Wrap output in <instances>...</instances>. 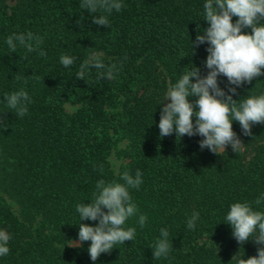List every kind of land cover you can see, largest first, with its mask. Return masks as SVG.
Returning a JSON list of instances; mask_svg holds the SVG:
<instances>
[{"label": "trees", "instance_id": "16d2710c", "mask_svg": "<svg viewBox=\"0 0 264 264\" xmlns=\"http://www.w3.org/2000/svg\"><path fill=\"white\" fill-rule=\"evenodd\" d=\"M80 3L0 0V230L12 237L0 264H238L258 255L264 245L238 243L226 215L235 202L264 212V201L254 203L264 193V124L245 136L233 121L244 146L234 152L228 145L219 155L201 150L199 135L160 137L171 86L193 66L201 77L209 71L208 43L192 48L197 26L200 34L210 26L206 0H122L125 7L108 16L109 27L93 22L103 13ZM28 31L44 37L46 57L8 48V36ZM93 53L122 67L112 79L98 78L95 68L86 80L77 79L79 65ZM61 55L76 57L75 64L65 68ZM218 83L226 94L235 87L223 75ZM21 87L32 103L18 118L4 97ZM261 94L264 75L238 87L233 99ZM118 141L125 142L117 153L125 161L114 172L107 157ZM137 169L143 183L129 191L139 213L124 225L135 227L136 237L92 261L91 242L79 244V223L99 221H80L76 206L92 201L98 180L123 183L121 174L134 176ZM194 211L199 219L189 230ZM140 214L148 217L143 228ZM161 228L168 229L173 249L156 260L152 246Z\"/></svg>", "mask_w": 264, "mask_h": 264}, {"label": "clouds", "instance_id": "9594fccd", "mask_svg": "<svg viewBox=\"0 0 264 264\" xmlns=\"http://www.w3.org/2000/svg\"><path fill=\"white\" fill-rule=\"evenodd\" d=\"M123 7L122 0H81L80 3V8L90 13H103L94 17L93 22L106 27H109L108 16L113 10L119 12ZM203 8L204 20L210 26L203 30L204 34H200L197 26L198 34L196 40L192 41V48L208 43L205 66L209 71L201 77L200 69L193 66L171 86L164 99H170L171 102L165 104L160 112V137L173 132L177 138L199 135L203 137L199 142L201 150L207 148L219 155L226 146L231 145L232 150L238 152L244 144L233 130V121L239 122L245 136L252 135L253 125L264 124V94L248 95L243 100L233 99L238 87L264 75V23L261 22L264 21V0H206ZM233 17L238 18L235 23ZM249 28L250 34L242 31ZM43 42V36L31 31L13 33L6 39L11 52H16L19 45L29 53L38 51L40 56L46 57V51L41 48ZM76 59L74 56L61 55L60 63L68 68L75 64ZM120 67L122 64H105L99 54L93 53L79 65L76 78L86 80L91 69L95 68L98 78L112 79ZM221 75L227 78L229 85L235 86L228 87L230 94L219 87L218 77ZM15 79L19 80L20 77ZM24 84H27V80H24ZM193 96L198 99L191 102L189 97ZM4 99L7 108L18 118L28 113V105L32 103L24 87L6 93ZM99 170L103 172V165H99ZM120 179L123 183L98 180L92 201L76 206L80 221H99L96 226L79 223V244L91 242L88 253L92 261H96L102 253L111 252L116 245L133 241L136 237V228H125L124 225L129 218L139 213L129 189L139 190L143 183L142 172L137 169L133 176L125 171ZM262 201L264 193L254 203L259 205ZM147 219L146 214L139 215L138 224L141 228L146 225ZM198 219L199 212L194 211L187 219V228L195 230ZM226 221L233 229V237L241 245L250 239H254L258 245H264V212L254 210L250 203L231 204ZM169 235L168 229H160V237L152 246L153 259L168 257L173 249ZM11 238L9 233L0 230V257L10 253L8 242ZM238 264H264V247L258 249L256 256L239 259Z\"/></svg>", "mask_w": 264, "mask_h": 264}, {"label": "rangeland", "instance_id": "374dc122", "mask_svg": "<svg viewBox=\"0 0 264 264\" xmlns=\"http://www.w3.org/2000/svg\"><path fill=\"white\" fill-rule=\"evenodd\" d=\"M10 1V0H9ZM167 101H169L170 99H166ZM66 108L68 110L73 109V106H66ZM125 142L124 141H118L114 147L110 150L109 154H108V162H109V166L110 168L114 171L117 172L120 168V166L124 163V159H122L117 153L118 150L122 149L124 147Z\"/></svg>", "mask_w": 264, "mask_h": 264}]
</instances>
